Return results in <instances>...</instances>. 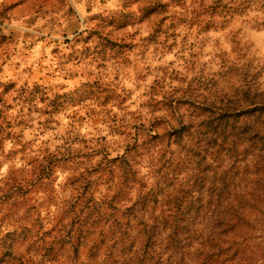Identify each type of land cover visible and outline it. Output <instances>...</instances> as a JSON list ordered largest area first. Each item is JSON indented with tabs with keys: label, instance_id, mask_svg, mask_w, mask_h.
I'll use <instances>...</instances> for the list:
<instances>
[{
	"label": "rangeland",
	"instance_id": "rangeland-1",
	"mask_svg": "<svg viewBox=\"0 0 264 264\" xmlns=\"http://www.w3.org/2000/svg\"><path fill=\"white\" fill-rule=\"evenodd\" d=\"M253 11L264 0H0V262L56 226L73 176L122 155L166 100L210 101L201 89L228 76L264 87ZM260 230L246 264L264 260Z\"/></svg>",
	"mask_w": 264,
	"mask_h": 264
},
{
	"label": "trees",
	"instance_id": "trees-1",
	"mask_svg": "<svg viewBox=\"0 0 264 264\" xmlns=\"http://www.w3.org/2000/svg\"><path fill=\"white\" fill-rule=\"evenodd\" d=\"M164 104L167 117L153 119L148 129L136 125L122 155H106L73 176L74 192L62 202L57 225L25 234L30 255H16L12 241L11 259L0 264L255 261L246 256V248L251 231H264V120L232 124L229 132L233 113L217 108L213 99L198 103L171 97ZM181 108L188 124L182 122L183 114L178 116ZM201 116L206 118L199 120ZM194 117L201 125L198 138L191 132L197 126ZM168 164L172 167L165 172L166 187L149 186L150 181L139 178L138 166L159 172ZM134 185L139 187L132 196ZM222 223H239L224 241L227 249L221 243L224 233L218 231ZM220 252L231 255L225 259Z\"/></svg>",
	"mask_w": 264,
	"mask_h": 264
},
{
	"label": "clouds",
	"instance_id": "clouds-1",
	"mask_svg": "<svg viewBox=\"0 0 264 264\" xmlns=\"http://www.w3.org/2000/svg\"><path fill=\"white\" fill-rule=\"evenodd\" d=\"M225 3H227V0H224ZM206 4H211L212 0H205ZM120 4V0H109V7L117 6ZM137 5H133L132 9L133 11H136ZM264 16V12H251L250 16ZM135 29L131 26L128 27L127 31L132 32ZM260 81L262 84H264V77H260ZM202 94L207 97L209 94L214 98L213 102L217 106V108H223L226 111H230L233 113L232 115V121L228 123L229 126V132L232 131L231 125L236 124L237 126L239 124H242L244 122H256L258 118L260 120H264V112L260 111V109H264V87L260 88H253L248 86L247 84H244L242 86L240 80L236 77L228 76L221 83L215 84L214 86H209V91L204 92L203 89H201ZM222 102V103H221ZM183 114L182 122L185 124L189 123L188 115L185 113V109L181 108L178 110V116ZM206 116L199 117V120L205 119ZM193 121H196L197 126L191 128V132L194 136H197L198 138V128L201 126L199 124V121L193 118ZM223 122H220V124ZM185 138H187V133H184ZM197 141H193L191 145H188L186 147V151H190L191 148L195 145ZM176 144L173 143L172 149L175 150ZM172 165L168 164L167 167L163 166L159 170V172H154L153 168L148 165L138 166L139 171V178L145 179L150 181V185H157L159 187H166L165 184V172L168 171L169 168H171ZM159 173V174H158ZM184 176H187L188 173L184 172ZM183 179V176L181 177ZM139 185H134V190L132 192V196H135L137 194V188ZM172 188L167 189V191H172ZM145 191H147V188H145ZM242 219V218H241ZM226 224H221L218 228V231H222L224 233V239L221 242L223 244V247L225 249L228 248V243H224V241H229L230 236L232 233H235L239 228V223L237 224H231L225 227ZM31 253H25L23 259L30 255ZM219 255L224 257L225 259L227 256L231 255V253H225L220 252ZM237 260L239 257L237 256ZM233 264H235V261H233ZM259 264H264V260H260Z\"/></svg>",
	"mask_w": 264,
	"mask_h": 264
}]
</instances>
